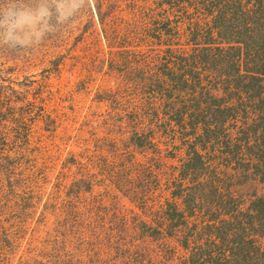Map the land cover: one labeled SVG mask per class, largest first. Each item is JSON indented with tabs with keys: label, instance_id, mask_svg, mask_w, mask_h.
I'll use <instances>...</instances> for the list:
<instances>
[{
	"label": "rangeland",
	"instance_id": "1",
	"mask_svg": "<svg viewBox=\"0 0 264 264\" xmlns=\"http://www.w3.org/2000/svg\"><path fill=\"white\" fill-rule=\"evenodd\" d=\"M201 2L0 0L35 19L0 27V88L25 98L0 124V264H264L258 99L196 58Z\"/></svg>",
	"mask_w": 264,
	"mask_h": 264
},
{
	"label": "trees",
	"instance_id": "2",
	"mask_svg": "<svg viewBox=\"0 0 264 264\" xmlns=\"http://www.w3.org/2000/svg\"><path fill=\"white\" fill-rule=\"evenodd\" d=\"M207 2L208 6L206 2H201L203 14L208 17L205 29L198 35L203 45L197 46L198 43L192 40L191 43L194 44L192 50H196V58L199 61H210L213 64L229 62L228 67L232 68L229 81L234 84L235 90L240 92L244 89L258 99L255 104L259 108L258 114L246 124L242 135L244 137L250 135L249 138L252 139V143L248 145L250 157L248 166L258 181L264 182V0H207ZM215 43H223L226 46L221 48L214 46L213 50H220L221 53L210 54L211 48L207 44ZM221 75H225L226 78L228 74L222 71ZM0 98L3 102V107L0 106V124L3 127L12 117L7 115L8 111H11L13 116L16 113L10 104L23 101L25 98L19 91L13 89L11 84L1 86ZM32 105V101H24L26 113L31 111ZM218 112L219 116L223 117V109ZM221 122L219 124H222ZM202 130L206 133L209 128L203 124ZM249 210L251 213L248 214L249 222L254 223V230L264 233V195L252 199L249 202ZM254 254L264 263V251ZM218 264L227 263L222 261Z\"/></svg>",
	"mask_w": 264,
	"mask_h": 264
},
{
	"label": "clouds",
	"instance_id": "3",
	"mask_svg": "<svg viewBox=\"0 0 264 264\" xmlns=\"http://www.w3.org/2000/svg\"><path fill=\"white\" fill-rule=\"evenodd\" d=\"M43 15V13H41ZM0 27H6L8 35L19 39L15 35L18 29H23L26 25L31 26L35 23L34 17L26 12L9 9L4 11L0 9Z\"/></svg>",
	"mask_w": 264,
	"mask_h": 264
}]
</instances>
